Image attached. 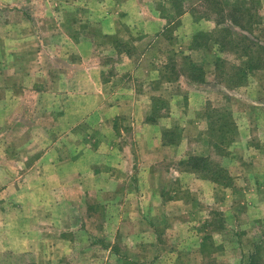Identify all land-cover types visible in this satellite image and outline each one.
<instances>
[{"label":"rangeland","instance_id":"374dc122","mask_svg":"<svg viewBox=\"0 0 264 264\" xmlns=\"http://www.w3.org/2000/svg\"><path fill=\"white\" fill-rule=\"evenodd\" d=\"M125 1L0 0V102L5 104L0 103V111L5 110L0 114V146L3 141L9 144V148H0V264H243L255 246L260 249V264H264V158L260 157L264 152V65L243 77L238 70L244 69L246 56L230 52L224 41L223 51L211 45L222 27H216L217 16L207 0H142L147 16L164 19L163 31L155 33H144L136 26L134 15L129 18L125 12ZM215 1L224 10L228 9L224 3L235 2ZM245 1L247 8L253 6L248 12L251 18L243 21L252 24L251 31L237 32L255 44L251 55L264 59V49H258L259 45L264 48V0ZM130 10L134 12V2ZM106 16L114 24L111 37L102 33L100 20ZM24 18L31 21L24 22ZM199 32L210 35L208 48L202 43L196 47L193 37ZM80 39L91 44L92 55L104 65L105 103L128 102L124 115L117 116L121 119L115 122V132L110 122L95 120L98 113L104 116L102 105L86 114L70 104L76 103L82 90L67 79L62 62L69 63ZM140 53L145 56L140 58ZM192 66L197 68L198 81L190 77ZM152 69L156 72L151 73ZM134 98L140 112L146 110L144 131H134L136 126L131 125ZM57 113L63 116H55ZM71 114L75 120L67 121ZM24 117L25 124L19 122ZM42 128L50 131L45 133ZM66 130H70L68 135ZM50 137L63 147L59 148L62 153H57L60 164L65 163L66 150L69 156L73 153L75 159L83 160L85 151L86 162L102 173V178L110 158L115 157L106 147L107 141V146H116L113 152L121 146L131 148L137 173L154 166L160 180L176 160L174 153L156 151L149 155L154 148H186L181 162L201 156L217 166L227 155L225 149L235 148L229 172V184L235 180L234 196L226 197L229 191L223 188L214 192L215 199L225 194V201L219 200L220 210L229 206L234 211L231 232L203 233L198 247L202 260L199 249L191 248H195L194 238L202 237L193 231L195 218L181 229L174 214L187 211L184 217L194 216V211L202 208L204 216H209L204 221L217 229L222 228L224 218L208 212L212 202L200 194L194 181V176H202L183 164L179 168L185 172L181 185L172 182L157 187L164 192V199L181 189L185 202L175 203L171 198L156 207L166 211L165 219L141 212L131 182L115 189L122 198H112L114 189L80 174L85 162L75 169L74 177H59V183L42 185L37 169L44 173L49 169L45 160L36 162L44 155L43 147L49 146ZM84 141L85 147L81 146ZM67 146L75 148H64ZM246 148H252L251 155L243 150ZM250 157L258 168L246 165ZM132 166L125 165L120 171L125 180L134 174ZM245 172L255 176L251 184L247 177L245 185L235 179ZM147 189L146 184L139 186V191ZM19 194L33 200L20 201ZM45 195H52L58 207L49 201L48 206L42 204L39 199ZM70 196L74 200L68 205ZM148 221L157 226L155 232L134 231L146 227ZM159 239L161 244L157 245ZM189 241L190 245H184Z\"/></svg>","mask_w":264,"mask_h":264},{"label":"crops","instance_id":"0c3cea01","mask_svg":"<svg viewBox=\"0 0 264 264\" xmlns=\"http://www.w3.org/2000/svg\"><path fill=\"white\" fill-rule=\"evenodd\" d=\"M126 4L125 6V12L128 14L129 18H132V16L134 15V23L136 24V26H138L139 29H142L144 31V33H155L158 30L160 32L163 31V23H164V19L161 18H155L153 15L151 16H147V6L146 4L142 1V0H126L125 1ZM133 2H134V12L132 10H130V8H133ZM21 7V6H19ZM106 12V10H105ZM108 16H106L103 20H100L101 25H104V30H103V35L104 37L106 35H108V37H111L113 34H115V30L113 28V22L110 20V18H107ZM32 19V18H31ZM31 21L30 19H25L24 18V22ZM147 20V21H145ZM185 20V19H184ZM33 22H35L36 20L32 19ZM79 23V22H78ZM191 24H193V22H191ZM72 25L74 26L75 30H78L76 28V22H72ZM83 25V24H81ZM71 26V25H70ZM112 26V28H111ZM73 29V28H72ZM80 29H83L82 27ZM22 36L19 38V41L21 40ZM72 38V37H71ZM70 39V38H68ZM82 40V39H80ZM77 46H79L77 48V50H74V52L70 55H72L73 57H71V59L69 60V63H65L62 62L65 68H67L66 73H67V79L70 80V82H72L73 84L76 85V87L78 86L79 90H82V93L80 96L77 95V99L76 103L75 102H71L70 104H76L78 105V108H82V110L85 111L86 114H89V111H94L96 108H98V106L102 105L103 106V111H104V116H101L100 113H98V117L95 118V120H98L99 122L101 121H108L110 122V124L112 125V132H115V122H117V120H120V117L117 116H122L124 115V110L126 107V104H128L127 101H118V102H113L112 104H106L105 103V97H106V89H105V84L106 82L102 81V75L104 73V65L102 64V62L95 57V55H92V48H91V44L90 43H85L81 41H78ZM146 53V52H144ZM119 57H124L126 59V61L131 62L130 59H128L125 56H122V54L117 55ZM140 58L143 56H145L143 53L139 54ZM73 58V60H72ZM141 61V59H140ZM136 62V61H135ZM135 66V65H134ZM151 73L156 72V70L152 69L150 71ZM75 81V83H74ZM103 89V90H102ZM74 101V100H72ZM69 102V100H68ZM67 102V104H68ZM2 103V102H0ZM152 103V101H150V104ZM25 103H23L24 105ZM2 105H5L4 103H2ZM94 105V106H93ZM132 105L134 108V114H133V120L134 123H132L131 125L134 127L136 126V129H134V131H144V129L147 127V123L145 122V116L146 114V110L144 112H140V109L137 108V104H136V98H134V100H132ZM96 107V108H94ZM3 108V107H2ZM81 111V110H80ZM5 113V110L0 111ZM150 113V112H149ZM63 116V114H55V116ZM74 114H71V118L67 117V121H69V119L71 120H75ZM101 116V117H100ZM63 118V117H62ZM26 117H24L22 120L20 118L19 122L22 123H26ZM114 128V130H113ZM42 130H45L44 132L47 133L50 130H47V128H42ZM70 130H66L65 134L68 135ZM63 133V132H62ZM111 136V134H110ZM112 136H116L115 134H112ZM149 138V137H148ZM50 139V144L49 146H45L43 148L44 149V155H40L38 161L36 162V165L38 163H41L42 161L45 160V165L48 166L49 172H43L41 169H37L39 170L37 172L38 176V181H40L42 183V185H47V184H53V183H59L58 178L61 177L63 178L64 176L66 177H74L75 176V169L78 167H81L82 164L85 162L86 165H83L82 168V172L80 174H82V176H87L90 177V182L92 183H101L103 186H108L110 187V189H114V191L110 192L111 196H113L112 198L117 199L118 197L122 198V194L120 192H117L115 189H117L118 186H123L124 182H131V185L134 186L133 189V193H134V199L135 201H139L138 202V206H140L141 208V212L144 213V215L146 216H158L160 215L161 217H163L165 219V217L167 216L166 211L164 209H158L156 207H158L159 205H163L166 202H169L171 200V198L174 200L175 203H180L183 201L184 199L182 196H180L181 194L179 193V190L177 191H173V195L176 197H170L169 199H164V192L160 193L159 190L157 189L158 185H169L172 184V182H174L177 185H181L182 183V179L184 178L183 174L185 173L182 169H179L182 164H181V160H183L186 156V148H154L152 151H150L148 154L154 156L156 151H160L162 153H168V154H173L174 153V159L176 161H174L176 163V165H173L172 167L168 168L165 172H164V176L162 177L163 180H160L159 174L156 173L155 167H148V168H143L142 171L139 170V172L137 173L138 170V164L134 161V151L132 152L131 148H125L123 146H121V150L119 148H116V151L113 152V149L116 146H107L110 145V142L107 141L106 143V147H109V149L111 150L110 152L113 153V155H115V157H111V163L108 164L109 168H104V178H102V176L100 177V175L102 173H98L95 172L93 169L91 168L90 164L88 163L89 160H86V155L87 153L84 151L85 157L84 160L82 157L75 159V156H69L68 155V150H66V160L61 159L62 161L65 160L63 164H60V156L57 155V153H62V150L60 151L59 148H63L62 146H60L58 144V142L56 140H54L52 137L49 138ZM151 141V140H150ZM85 141L82 142L81 146L85 147ZM21 144V141H20ZM8 143H5V141H3L2 145L0 146V148H9L8 147ZM35 147H38V142H36ZM40 148V147H39ZM48 148V149H47ZM64 148H75L74 146H67ZM81 148V147H80ZM89 148H103V147H94L93 145H90ZM159 149V150H158ZM225 149V148H223ZM235 149V148H226L225 152L227 153V155L223 156V161L220 160L221 165L219 164V167L222 168L223 170H228V177H229V172L232 170V166L234 164V159H232L231 155V151ZM252 148H246L243 149L244 151L248 152L249 155L252 154ZM93 152H96L97 150L95 149H91ZM115 150V149H114ZM214 151H218L216 148L213 149ZM251 151V152H250ZM219 152V151H218ZM223 152V150L221 151ZM257 152H254L253 154H256ZM264 152H260V157H263ZM257 155H255V160H257ZM252 157H250V162H248V165L250 168H258V164L256 162V164L254 163L255 161H251ZM88 161V162H86ZM92 163V162H90ZM164 165V163H162ZM125 165L129 166V165H133L132 168L134 167V174H132V176L129 177L128 180H125L126 178L124 176H121V172L120 171H124L125 170ZM33 167V166H32ZM31 167V168H32ZM92 170V173L89 175V172ZM146 170V171H144ZM171 172L173 173V175L171 174ZM227 172V171H226ZM194 175V174H193ZM231 175V174H230ZM233 176V175H232ZM239 177V176H238ZM244 177H247L248 180V184H251L252 178H254L255 176H253L252 172L249 173H244L242 178H236L237 180H240L243 182V185H245L244 182ZM128 178V177H127ZM141 178V179H140ZM194 181H195V185L198 187L200 194H204L205 197L207 198V200L211 201V208L209 209V213L214 212L216 214H219L222 218H224V222L222 223V228L221 229H217V228H213L212 226V222L209 226L208 224V220L204 221V217H206L207 219L209 218V216H204V210L201 208V211L199 210H195L194 211V216H191V214H189L187 217H184V213L187 211H178L177 214H174L173 216L176 218V222L177 224L182 225V227H180L181 229H183L186 225V223H192L190 218L192 219L193 217L194 219V225L196 226V229L193 230L195 231V234H199L202 235L199 236L200 238H194L196 239L195 241V248L190 245V241L189 242H184V245H190L191 248L196 249V248H201V244L203 242V233L205 232H211L212 234H219L218 232H225L228 233L229 231L231 232L230 229H232V226L229 228V225H231L232 220L234 218V214H233V210L232 208L229 209V206L226 208V210H220L218 208L219 205V200L220 199H224L225 201V194L224 196H222L220 199H218L216 197V199L214 198V192L215 189L218 188H223L226 191H229V193L227 194L226 197H232L234 196V186L235 183H233V178H232V184H228L227 186H223L221 184H217L214 183L208 179L205 178H200L197 176H194ZM229 181H230V177H229ZM228 181V182H229ZM138 184V186H137ZM146 184L147 185V190H140L139 191V186ZM137 187V188H136ZM222 189V190H223ZM139 191V192H138ZM218 191V190H217ZM244 191V190H243ZM257 192H260L259 190ZM239 193V192H238ZM36 197V195H35ZM18 198L20 201L23 202H27L30 200H33L32 198H30L29 196L23 194V195H18ZM37 198V197H36ZM52 195L50 196V198H48L47 195L43 196L42 199V204H44L45 206H48L47 202H51L52 206L54 208L58 207V202H56V200L52 199ZM74 200L73 196H70V198H67V202L68 205H71L72 202L71 200ZM58 200V199H57ZM35 201H38L35 200ZM158 201V202H157ZM182 204H185V202ZM139 213V211H137ZM208 213V214H209ZM185 218H189V219H185ZM163 219V220H164ZM214 224V223H213ZM156 225L152 222V221H148L146 227L141 226L139 227V230L137 228L134 229L135 232H137L138 234H140L139 232H142L144 229L147 231H152L155 232L156 229ZM167 227H165V225H162V231L166 232ZM160 239L157 242V245H160ZM198 248V249H199ZM154 250L156 252V248L154 247ZM198 254H199V258L202 260L203 257L201 256V249L198 250Z\"/></svg>","mask_w":264,"mask_h":264},{"label":"trees","instance_id":"16d2710c","mask_svg":"<svg viewBox=\"0 0 264 264\" xmlns=\"http://www.w3.org/2000/svg\"><path fill=\"white\" fill-rule=\"evenodd\" d=\"M212 5L211 9L213 13L217 16L215 20L216 27H222L220 32L217 33V38H213L214 40L211 42V45H216L220 51H223L221 46L223 45V41L226 45L230 46L229 51L232 53H238L240 56L244 54L246 56V65L244 69L238 70L242 72V76L248 71H254L258 69H263L264 59L263 57L256 59L251 55L252 46H255L253 42L249 40L246 36L239 34L237 31L241 33H249L251 23L243 22L246 17L248 19L251 18L248 12L252 9L253 6L247 8V1L245 0H235L234 4H229V2L224 3L228 9L224 10V8L220 5L218 1L215 0H207ZM253 0L251 1V3ZM250 21V20H249ZM224 23H227L223 25ZM237 29V30H236ZM225 36V37H222ZM212 37V36H211ZM222 37V38H220ZM194 43H196V47H199L201 43L208 48V41H210V35L199 32L194 37ZM198 41V44H197ZM264 49L260 45L258 49ZM257 64H254V63ZM195 70H197L196 66L190 67V77L194 81H198L197 75H195ZM221 143V142H220ZM219 152L222 151V148H216ZM181 164L185 165L191 171L196 172L201 175L203 178L208 179L214 183L221 184L223 186H227L229 184V177L222 168L217 166L216 164H209L207 158H203L201 156H190L187 162H181ZM260 249L255 246L254 251L248 256V259L243 264H260Z\"/></svg>","mask_w":264,"mask_h":264}]
</instances>
